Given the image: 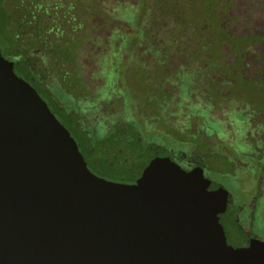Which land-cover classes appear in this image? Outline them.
I'll return each mask as SVG.
<instances>
[{"label":"water","instance_id":"95a60500","mask_svg":"<svg viewBox=\"0 0 264 264\" xmlns=\"http://www.w3.org/2000/svg\"><path fill=\"white\" fill-rule=\"evenodd\" d=\"M212 183L168 157L134 182L93 173L0 52V264H264V241L227 242Z\"/></svg>","mask_w":264,"mask_h":264},{"label":"rangeland","instance_id":"374dc122","mask_svg":"<svg viewBox=\"0 0 264 264\" xmlns=\"http://www.w3.org/2000/svg\"><path fill=\"white\" fill-rule=\"evenodd\" d=\"M220 1L221 13L218 10L217 15L232 18L237 33L250 26L255 16L244 8L248 0H87L92 13L87 15L83 59L91 93L73 100L58 83V88L54 84L49 87L67 108L89 105L98 124L131 125L125 128L126 133L138 131L141 148L150 147V155L163 151L149 146L153 142L175 149L190 142L203 146L208 155V177L223 184L237 202L248 200L262 177L261 196L251 221L253 230L263 236L264 156L252 150L259 143L253 140L256 129L249 124L252 117L261 116L264 79L228 70L229 45L221 50L225 34L215 25L212 11ZM3 28L0 20V49L6 53L14 40L13 33H4ZM205 34L216 41L208 45ZM163 89L172 94L159 99L157 95L164 97ZM252 109L256 110L254 116ZM188 125L193 130L183 137L181 129ZM245 134L247 142L243 141ZM139 167L135 165L133 172ZM113 174L118 181V175Z\"/></svg>","mask_w":264,"mask_h":264},{"label":"flooded vegetation","instance_id":"af4514ba","mask_svg":"<svg viewBox=\"0 0 264 264\" xmlns=\"http://www.w3.org/2000/svg\"><path fill=\"white\" fill-rule=\"evenodd\" d=\"M60 1L62 2L63 0H58V2ZM68 2L71 4L73 0H68ZM248 2L244 4V8L255 17L249 24L250 26L244 27L240 33L236 32L235 27L233 26L234 22L232 23V18L231 20L229 18L227 20L222 18L221 15L220 17L217 15L218 10L220 12L222 1H220L218 7L212 11L215 12V25L221 28L222 32L224 31L225 34V36L223 35L224 38L221 43V50L225 48L226 43L229 45L228 50L230 51L229 56H231V59H228L229 62L226 64L229 67L228 70L230 73L235 74L239 71V74H241L242 77H247L246 74L248 72L249 74L251 73L253 77L259 78L260 80V78L264 79V0H248ZM1 8L10 10V5L5 2L2 7L0 6V9ZM250 17L251 15L249 14L248 19H250ZM10 29V21L8 18V20H5L3 31L4 33H9ZM198 34L201 36L200 31ZM206 36H203V38H207L206 41L208 42V45H212L214 41H216L215 39H213V41L209 40V36ZM13 40L14 45L10 44L9 50L6 51V53H3L0 49L2 56L13 63L16 72L36 89L39 95L52 108L56 117H58V119L67 127L73 138L76 140L77 145L86 160L88 168L93 173L114 181L115 178L113 176L115 175L113 173L118 175L119 172L124 171L128 175H118V182H134L135 179L140 176L142 169L155 157H168L186 171L200 169L205 178L209 179L211 183L213 182L216 186L220 185L226 192V205L224 209L218 213V216L219 222L224 229L227 242L232 247H249L256 241H264V235L260 236L253 230L251 221V218L258 207L257 200L261 196L262 177L259 180L257 179L255 190L249 196L248 200L237 202L232 193H230L223 184L208 177L206 171L208 168V160H206V157L208 156L207 152L203 149V146H199L196 142H190L185 145V148L181 147L176 148L175 150L161 148L160 151L163 150L161 153L157 152L156 154H152L148 161L135 173L133 172L135 165H122L118 162L117 150L112 151L111 155H108V157L105 156L106 154L103 157V153H99V151L94 148L93 143L98 139L97 136L100 134L99 130H95L98 126V117L96 115L92 117V115H90L92 112L81 113L79 110L67 108L61 101L55 98L54 95L45 88L48 83H52L53 81L52 78L50 79L49 77L50 74L53 76V71L49 72L48 70V65L46 64L47 55L45 51L41 47L31 46L30 48H26L23 46L24 42L18 37H13ZM100 41H102L101 37ZM196 42L194 44H196ZM221 52L222 51H220V57L218 59L219 63L222 59ZM206 56L210 57V54L206 53ZM213 71H216L217 73L219 72L217 69ZM57 76L58 74L55 72L54 79H57ZM167 76H169V73ZM190 76H192V74H190ZM225 79L228 82L231 81L230 77H228V79L226 77ZM174 91L173 93H175ZM162 92L164 97L162 98L157 95L159 99H165L168 95L172 94L170 89H163ZM219 108L221 107L219 106ZM263 109L264 102H261L260 110L258 111L261 115L260 117H255L256 110L252 109L254 117H252L249 124L253 129H256V131H254V137H252L254 138L253 140L259 143V145L252 146V150L256 153H261L260 156H264ZM181 130H183L182 135L185 137V134H191L193 127L190 125V127H183ZM247 134H249V131H247ZM247 134L243 137L244 142L249 141ZM198 141L200 142V140ZM132 173L135 175L133 176ZM115 181H117V179ZM213 183L212 186H215Z\"/></svg>","mask_w":264,"mask_h":264},{"label":"trees","instance_id":"16d2710c","mask_svg":"<svg viewBox=\"0 0 264 264\" xmlns=\"http://www.w3.org/2000/svg\"><path fill=\"white\" fill-rule=\"evenodd\" d=\"M86 1L73 0L70 4L68 0L62 2H58V0H0L1 7L5 2L10 5L9 11L0 9V20L4 24L5 20L9 18L10 32L13 33V37L20 38L26 48L41 47L45 51L48 70L49 72L53 71V76L49 75L53 81L48 83L45 88L53 94L49 84L57 86L58 83L61 91L65 93L68 91L72 94L73 100L85 99L91 93L89 88L92 90V86L87 80L83 59V54L86 51L84 40L88 35L87 15L92 13L90 9H87ZM91 3L95 6L99 5L96 1ZM55 72L58 74L57 79H54ZM104 94L107 95V93ZM88 106L87 108L85 106H83L85 108L78 107V110L81 113H94ZM143 112L145 113V111ZM128 126L131 125H123L121 122H118V127H112L105 121L99 123L95 130H99L101 135L99 134L98 139L93 142L94 148L99 153L102 152L103 157L105 154L108 157L112 151L117 150L118 162L122 165H138L141 162L140 167H142L151 156L148 153L150 147H146V150L142 149L140 143L142 138L139 132L130 129L133 134L129 135L125 129ZM188 126L190 127V125ZM149 146L166 150L169 148L154 142ZM169 149L175 150L172 147ZM118 175L127 176L128 174L122 171Z\"/></svg>","mask_w":264,"mask_h":264}]
</instances>
